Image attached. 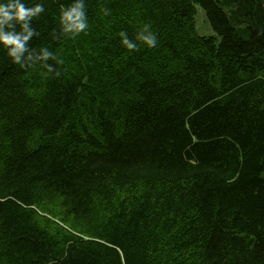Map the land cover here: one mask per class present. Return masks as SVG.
I'll list each match as a JSON object with an SVG mask.
<instances>
[{"label":"trees","instance_id":"16d2710c","mask_svg":"<svg viewBox=\"0 0 264 264\" xmlns=\"http://www.w3.org/2000/svg\"><path fill=\"white\" fill-rule=\"evenodd\" d=\"M23 2L63 63L0 45V264H264V0Z\"/></svg>","mask_w":264,"mask_h":264},{"label":"clouds","instance_id":"9594fccd","mask_svg":"<svg viewBox=\"0 0 264 264\" xmlns=\"http://www.w3.org/2000/svg\"><path fill=\"white\" fill-rule=\"evenodd\" d=\"M44 10L42 3L28 7L23 0H0V45L6 50L11 62L19 65L22 69L34 67L43 62L42 66L47 69L48 73H52L56 69L47 61L54 60L57 64H62L63 61L58 60L48 48L37 51L29 47V41L38 35L31 26V22L33 18L39 17ZM103 11L105 15L110 14L107 8ZM60 24L65 34L72 36H78L81 33L86 34L89 24L85 0H74L70 7L62 8ZM17 25H19V31ZM119 36L121 45L129 52L139 50L137 41L149 49L156 47L158 43L157 35L151 30V25L148 24L138 31L135 40H130L124 31H121ZM57 75H59L58 72Z\"/></svg>","mask_w":264,"mask_h":264},{"label":"rangeland","instance_id":"374dc122","mask_svg":"<svg viewBox=\"0 0 264 264\" xmlns=\"http://www.w3.org/2000/svg\"><path fill=\"white\" fill-rule=\"evenodd\" d=\"M195 22H196V30L197 33L199 34V36L203 37V36H216L215 33L212 31L205 13L202 10H198L196 17H195ZM43 218L46 221V215L42 214ZM91 227L83 224V223H77L74 222L71 218L69 220V227H72L73 229L77 230L78 232L84 234V237L86 238H90L91 232L93 227H95V223L94 222H89ZM67 228V227H66Z\"/></svg>","mask_w":264,"mask_h":264}]
</instances>
